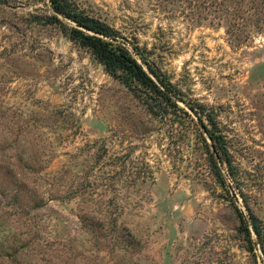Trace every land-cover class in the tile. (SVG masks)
<instances>
[{
  "label": "rangeland",
  "instance_id": "rangeland-1",
  "mask_svg": "<svg viewBox=\"0 0 264 264\" xmlns=\"http://www.w3.org/2000/svg\"><path fill=\"white\" fill-rule=\"evenodd\" d=\"M72 2L213 109L237 184L217 185L193 115L151 113L70 21L46 20L47 0H0V262L264 264V12L233 34L203 0ZM241 193L261 223L254 251Z\"/></svg>",
  "mask_w": 264,
  "mask_h": 264
},
{
  "label": "trees",
  "instance_id": "trees-1",
  "mask_svg": "<svg viewBox=\"0 0 264 264\" xmlns=\"http://www.w3.org/2000/svg\"><path fill=\"white\" fill-rule=\"evenodd\" d=\"M47 1L52 13L46 20L49 23L61 24L63 19L70 21L72 25L66 27L68 37L89 50L110 76L128 89L140 91L151 113H158L162 109H175L197 119L199 124L192 126L198 130L202 147L204 145L209 169L217 185L227 193H233L229 181H233L236 186V168L213 109L202 102L185 97L182 91L144 56L136 44H127L112 26L79 10L72 0ZM260 10L264 12V0H203V13L223 19L227 31L233 34L235 30L243 29L251 22L248 19L246 23H240L234 21L235 19H242L245 13L258 14ZM256 23L258 20L253 22L254 25ZM178 102L184 104L187 110ZM240 196L244 209L233 204L239 222L238 229L249 250L254 251L256 243L262 244L261 223L250 210L244 195L241 193Z\"/></svg>",
  "mask_w": 264,
  "mask_h": 264
},
{
  "label": "water",
  "instance_id": "water-1",
  "mask_svg": "<svg viewBox=\"0 0 264 264\" xmlns=\"http://www.w3.org/2000/svg\"><path fill=\"white\" fill-rule=\"evenodd\" d=\"M210 141V140H209ZM211 148L213 149V147H212V145H211ZM244 209V208H243ZM253 232V231H252ZM253 234H254V232H253Z\"/></svg>",
  "mask_w": 264,
  "mask_h": 264
}]
</instances>
